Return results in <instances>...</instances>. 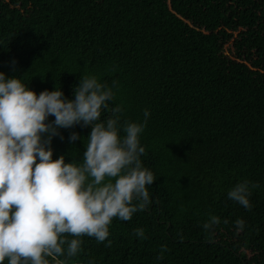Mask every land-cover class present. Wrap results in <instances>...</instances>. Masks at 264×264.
<instances>
[{"label": "trees", "instance_id": "trees-1", "mask_svg": "<svg viewBox=\"0 0 264 264\" xmlns=\"http://www.w3.org/2000/svg\"><path fill=\"white\" fill-rule=\"evenodd\" d=\"M0 71L68 99L95 76L113 92L99 122L119 117L121 136L151 113V203L67 264H264V0H0ZM91 127L59 129L53 159L82 165ZM245 181L251 210L228 198Z\"/></svg>", "mask_w": 264, "mask_h": 264}, {"label": "clouds", "instance_id": "clouds-1", "mask_svg": "<svg viewBox=\"0 0 264 264\" xmlns=\"http://www.w3.org/2000/svg\"><path fill=\"white\" fill-rule=\"evenodd\" d=\"M112 98L95 76L80 79L68 99L61 88L37 94L0 71V264H67L81 250L80 237L102 243L114 218L129 221L151 203L147 186L156 178L140 158L151 113L144 110L143 123L126 122L121 136L119 117L99 122ZM77 124L92 126L82 165L65 163L63 155L54 160L52 138ZM69 139L80 137L72 133ZM250 195L246 181L228 192L247 210ZM219 223L213 215L203 228ZM235 224L245 227L243 219ZM134 234L145 238L142 228Z\"/></svg>", "mask_w": 264, "mask_h": 264}, {"label": "rangeland", "instance_id": "rangeland-1", "mask_svg": "<svg viewBox=\"0 0 264 264\" xmlns=\"http://www.w3.org/2000/svg\"><path fill=\"white\" fill-rule=\"evenodd\" d=\"M228 46H231V45H230V44L226 45V48H227Z\"/></svg>", "mask_w": 264, "mask_h": 264}]
</instances>
